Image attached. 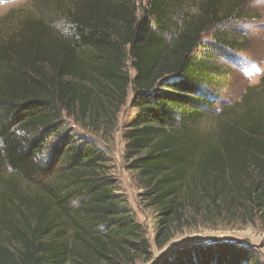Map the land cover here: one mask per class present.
<instances>
[{
    "label": "trees",
    "instance_id": "16d2710c",
    "mask_svg": "<svg viewBox=\"0 0 264 264\" xmlns=\"http://www.w3.org/2000/svg\"><path fill=\"white\" fill-rule=\"evenodd\" d=\"M250 1L38 0L37 16L0 35V264L149 257L146 230L116 194L106 151L65 119L108 120L129 84L137 114L124 132L125 158L158 210L159 245L186 205L264 213V76L258 97L249 89L222 107L210 132L198 128L226 82L220 54L247 45L223 26L247 16ZM212 27L213 40L197 51ZM162 264L264 262L254 246L216 242Z\"/></svg>",
    "mask_w": 264,
    "mask_h": 264
},
{
    "label": "rangeland",
    "instance_id": "374dc122",
    "mask_svg": "<svg viewBox=\"0 0 264 264\" xmlns=\"http://www.w3.org/2000/svg\"><path fill=\"white\" fill-rule=\"evenodd\" d=\"M39 8L38 0H0V35H5L19 25L24 17L37 16L40 13ZM248 11L247 16L233 19L223 26L228 34L246 39L247 45L244 51L233 52L232 57L220 54V63L227 67V78L217 92L209 115L198 124L202 131L210 132L216 125L215 117L222 107L241 102L249 89L251 90L248 93L258 97L264 76V0H251ZM64 23L65 21H58L56 26L64 30ZM214 32L215 28L212 27L203 33L197 51L202 50L200 46L204 43L213 40ZM130 63V59H127L125 69L130 78H133L135 70ZM132 96V84H129L127 97L119 111L96 126L87 121L65 117L68 127L74 133L93 141L106 151L109 157L108 175L115 180L116 194L122 196L123 205L146 230L150 244L149 257H137L131 264H162L181 249L216 242H240L254 246L264 262V213L258 210L233 208L229 211L222 207L217 209L215 206L198 209L186 205L182 221H175L171 225L169 240L163 245L155 241L154 226L158 210L149 204L137 171L131 168L130 161L125 158L124 132L137 114V109L132 106ZM9 171L8 168L1 170L5 177ZM186 183L184 189H189ZM197 190L201 192V187Z\"/></svg>",
    "mask_w": 264,
    "mask_h": 264
}]
</instances>
